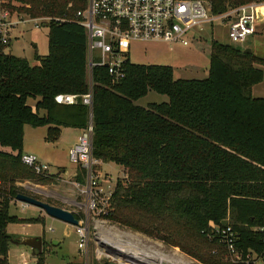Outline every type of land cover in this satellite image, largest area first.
Segmentation results:
<instances>
[{
  "label": "trees",
  "instance_id": "trees-1",
  "mask_svg": "<svg viewBox=\"0 0 264 264\" xmlns=\"http://www.w3.org/2000/svg\"><path fill=\"white\" fill-rule=\"evenodd\" d=\"M14 1L0 7L52 21L45 24L48 54L34 46V64L0 45V264H8L10 225L45 223L11 214L13 201L27 194L17 183L53 182L22 162L26 129L46 128L45 142L56 143L63 129L86 130L91 113L94 159L127 176L117 180L103 218L201 264H233L215 234L230 227L244 257L264 258V98L252 94L264 81V58L212 41L202 80H177L171 66L130 59L115 84L95 68L91 111L81 99L90 91L86 29L75 20L85 0ZM210 1L216 15L251 2ZM151 91L168 101L136 104ZM61 94L80 98L59 105ZM86 178L80 166L75 179L84 185ZM37 261L45 264L44 251Z\"/></svg>",
  "mask_w": 264,
  "mask_h": 264
},
{
  "label": "rangeland",
  "instance_id": "rangeland-1",
  "mask_svg": "<svg viewBox=\"0 0 264 264\" xmlns=\"http://www.w3.org/2000/svg\"><path fill=\"white\" fill-rule=\"evenodd\" d=\"M12 5L18 6L14 0ZM259 12L264 16V9H259ZM43 18L47 17H42L40 20ZM48 34L49 30L46 27L32 29L30 25H20L14 33V37L18 35L19 39H13L11 46L6 48L5 53L26 58L34 64L36 62L34 59V46L37 47L39 55L46 56L48 54ZM201 38V42L193 41L189 47L164 43H134L130 52L131 61L137 64L171 66L177 80H202L209 76L212 41L233 45L241 49L251 48L254 53L264 57V24L257 27L256 35L248 38L246 43L240 45L233 44L230 41L228 28L223 24H218L213 29L206 27L204 32L201 33ZM254 97L264 98V82L255 88ZM167 101L166 96L151 91L136 104L147 107L152 103ZM29 103L34 104L32 100ZM46 131V128L33 129L29 127L26 147L28 148V154L34 153L33 155L37 156L40 163L50 166V176H52L53 182L39 184L28 181L31 184L24 183L27 191L25 195L69 210L80 215L82 217L81 221H84L85 224L88 222L90 231L87 245L88 259H85L84 246H81V238L77 234L76 227L48 217L39 208L30 205L23 206L24 204L17 200L12 203V215L23 219L40 218L44 219L45 223L10 225L9 232L15 240L23 235L43 237L45 241V264H85L87 260H89V264H105L108 259L101 262L96 261L97 243H99L98 239H100L101 234H107L110 231L109 233L119 235L124 242L138 249L157 254L173 264H201L177 248L169 247L161 241L111 223L93 212L84 194V190L88 186V178L84 185H80L75 179L80 166L72 164L68 158L67 146L75 142L80 132L66 131L63 141L47 145L44 141ZM59 167H63L65 171L61 172ZM94 175L98 189L103 190L102 196L104 198H108L110 193L113 192L118 179L127 177L126 171L113 163L102 164V166L96 165ZM10 249L11 264L18 262L21 253L32 255L31 249L25 246L12 244ZM142 264H146V262L143 261Z\"/></svg>",
  "mask_w": 264,
  "mask_h": 264
},
{
  "label": "built area",
  "instance_id": "built-area-1",
  "mask_svg": "<svg viewBox=\"0 0 264 264\" xmlns=\"http://www.w3.org/2000/svg\"><path fill=\"white\" fill-rule=\"evenodd\" d=\"M85 2V6L76 12L75 20L86 29L90 91L81 99L91 111L94 69L105 68L113 83L120 82L125 77V66L131 59L130 52L134 43H164L189 47L193 41H201V33L206 27L212 29L218 24H223L227 26L228 37L233 44H244L256 33L259 23L258 9L264 6V0H251L236 9L216 15L213 13L210 0H85ZM51 21V18L40 20L0 7V45L9 46L20 25L41 29ZM79 98L77 95L61 94L55 97V101L59 105H75ZM68 158L72 164L79 165L87 171L88 186L84 194L89 201L90 209L103 218L107 214L112 193L108 198H104L103 190L98 189L95 181L94 168L100 161L93 157L92 113L88 128L69 149ZM22 162L31 167L36 174L50 173V166L40 163L36 156H23ZM76 228L81 238V246H84L85 259H88L87 245L90 238L88 222L85 224L84 221H80ZM215 234L225 244L227 259L231 263L264 264V258L254 254H247L245 257L242 255L236 246L238 237L230 227L216 229ZM98 240L96 261L108 259L105 264L143 263L132 262L122 257L112 246ZM101 243L106 247H102ZM8 264H11L10 251ZM16 264H38V261L32 255L21 253ZM85 264H89V260L85 261Z\"/></svg>",
  "mask_w": 264,
  "mask_h": 264
},
{
  "label": "water",
  "instance_id": "water-1",
  "mask_svg": "<svg viewBox=\"0 0 264 264\" xmlns=\"http://www.w3.org/2000/svg\"><path fill=\"white\" fill-rule=\"evenodd\" d=\"M246 53L250 54L251 50H246ZM16 200L25 205H30L39 208L42 211H44V213L48 217L59 220L68 225L74 227H78L80 225V221L76 218V215L64 208L51 205L48 202H43L41 200H38L34 197L25 194H19ZM11 243L13 245H20L30 248L32 251V256L34 258L39 257L41 254H43L44 251V239L41 236L40 237L22 236L21 238L12 240ZM101 246L106 247L104 243H101Z\"/></svg>",
  "mask_w": 264,
  "mask_h": 264
},
{
  "label": "bare ground",
  "instance_id": "bare-ground-1",
  "mask_svg": "<svg viewBox=\"0 0 264 264\" xmlns=\"http://www.w3.org/2000/svg\"><path fill=\"white\" fill-rule=\"evenodd\" d=\"M107 234H101L100 240L105 242L108 246H112L117 253L128 260H132V262L145 261L153 264H173L171 261H168L157 254L138 249L137 247L124 242L120 239L119 235H116L115 233L108 232Z\"/></svg>",
  "mask_w": 264,
  "mask_h": 264
},
{
  "label": "crops",
  "instance_id": "crops-1",
  "mask_svg": "<svg viewBox=\"0 0 264 264\" xmlns=\"http://www.w3.org/2000/svg\"><path fill=\"white\" fill-rule=\"evenodd\" d=\"M259 9H264V6H262V7H260ZM259 9H258V16H259V23L257 24V27L259 26V25H262V24H264V16L263 15H261L260 14V12H259ZM261 22V23H260ZM257 27H256V32H257ZM214 28V27H213ZM212 28V29H213ZM49 30V29H48ZM254 35H256V33L254 34ZM253 35V36H254ZM252 37V36H251ZM13 39H19V36L17 35V36H15ZM201 41H202V38H201ZM200 41V42H201ZM247 42V41H246ZM245 42V43H246ZM12 43V42H11ZM9 46H11V44L9 45ZM36 47V46H35ZM35 47H34V50H35ZM36 49H37V47H36ZM245 51L246 50H251V53L252 54H254L255 56H257V57H260V58H264V57H261V56H259V55H257L256 53H254V51L251 49V48H246V49H244ZM250 53V54H251ZM210 55H211V53H210ZM262 69H263V71H264V67H262ZM264 82V81H263ZM262 84V83H261ZM260 85V84H259ZM259 85H256L254 88H253V90H252V94H253V96H254V90H255V88L257 87V86H259ZM256 98V97H255ZM27 130H28V128L26 129V132H25V141H24V155L23 156H27V155H30V154H28L27 152H28V148L26 147V142H27ZM72 130H74V131H79L80 132V134H79V136L76 138V140H75V142L74 143H72V144H68V146H67V149H68V151H69V149L78 141V138L80 137V135L82 134V132H83V130H75V129H63L62 130V135H61V138L59 139V141H63V139H64V134H65V132L67 131H72ZM32 134V133H31ZM44 141H45V138H44ZM46 143V142H45ZM47 145H51V144H49V143H46ZM34 154V153H33ZM33 154H31V155H33ZM33 156H36V155H33ZM37 157V156H36ZM102 162H99V164L98 165H100V166H102ZM59 168H61V172H64L65 171V169L63 168V167H59ZM122 169V168H121ZM24 183H28V184H31L30 182H28V181H25V182H23V183H20V182H18L17 183V185L18 186H21V187H24L25 188V185H24ZM33 185V184H32ZM35 186V185H34ZM56 206V205H55ZM12 207V206H11ZM27 226H29V225H27ZM10 233V232H9ZM23 236H27V235H23Z\"/></svg>",
  "mask_w": 264,
  "mask_h": 264
}]
</instances>
